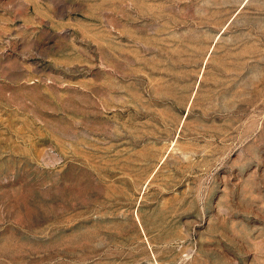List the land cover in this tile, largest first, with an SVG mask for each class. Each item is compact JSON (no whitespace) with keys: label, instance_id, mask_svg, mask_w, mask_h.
Instances as JSON below:
<instances>
[{"label":"rangeland","instance_id":"374dc122","mask_svg":"<svg viewBox=\"0 0 264 264\" xmlns=\"http://www.w3.org/2000/svg\"><path fill=\"white\" fill-rule=\"evenodd\" d=\"M0 264H264V0H0Z\"/></svg>","mask_w":264,"mask_h":264}]
</instances>
